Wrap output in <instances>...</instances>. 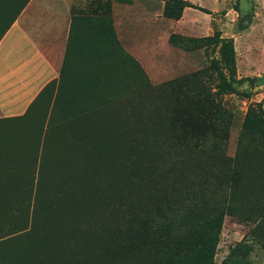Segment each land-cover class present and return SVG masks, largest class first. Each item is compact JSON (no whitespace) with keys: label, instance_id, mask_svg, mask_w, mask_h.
I'll use <instances>...</instances> for the list:
<instances>
[{"label":"rangeland","instance_id":"1","mask_svg":"<svg viewBox=\"0 0 264 264\" xmlns=\"http://www.w3.org/2000/svg\"><path fill=\"white\" fill-rule=\"evenodd\" d=\"M198 2L204 7L193 4L198 8L185 16L193 35L175 31L174 19L163 14L164 0H36L29 8L45 49L53 55L52 49L59 48L63 58L59 77L38 102L22 116L0 119V140L16 153L9 159L18 164L5 176L7 186L0 187V264L55 263L105 240L97 227L111 223L109 200L121 178L107 153L103 159L78 153L84 143L79 133L95 129L110 148L116 139L132 134L133 127L151 129L156 120L164 126L165 117L173 115V80L185 75L198 73L217 93L220 77L211 63L219 56V46L203 39L215 32L232 38L236 54L240 84L234 92L217 93L226 114H233L225 124L226 151L234 153L249 108L264 110V84L254 81L264 74V0H252L247 13L251 22L243 30L238 22L247 14H241L239 0ZM173 34L183 39L173 44ZM80 88L90 105L107 102L83 121L76 118ZM74 103L76 114L57 120L62 107ZM52 119L51 133L42 134ZM37 153L45 166L42 183L34 187ZM248 229L245 222L224 216L216 264ZM253 259L261 264L259 255Z\"/></svg>","mask_w":264,"mask_h":264},{"label":"trees","instance_id":"2","mask_svg":"<svg viewBox=\"0 0 264 264\" xmlns=\"http://www.w3.org/2000/svg\"><path fill=\"white\" fill-rule=\"evenodd\" d=\"M11 1V5L3 4V13L10 6L12 13H19L29 0ZM164 1V16L174 20L181 17L185 7L198 8L186 0ZM250 22V14L240 17L238 29L247 28ZM2 25L4 32L9 21L3 19ZM172 37L173 44H177L175 39H183L176 34ZM203 39L219 46V56L211 63L220 77L217 93L234 92L240 80L235 78L232 38L215 32ZM198 77L195 73L173 80V115L165 117L164 126L156 120L151 129L133 127L132 134L116 139L110 148L104 146L105 141L95 129L90 134L82 129L79 134L84 143L77 148L78 153L101 159L107 153L121 181H114L110 200L108 195L111 223L97 227L105 240L50 264H216V243L226 215L245 222L249 229L217 264H257L254 254L264 264V110L261 106L256 110L249 108L238 132L235 151L229 155L225 121L233 114H226L218 94ZM254 81L255 85H263L264 74ZM52 84L45 86L31 106ZM82 91L80 88L76 118L83 121L107 102L90 105ZM74 105L63 106V115L57 120L76 114ZM50 125L53 119L51 124H45L42 134L51 133ZM107 135L110 138L112 133ZM3 142L0 140L1 188L7 186V173L18 168L9 159L16 153L3 146ZM44 166L37 153L34 187L42 183Z\"/></svg>","mask_w":264,"mask_h":264},{"label":"crops","instance_id":"3","mask_svg":"<svg viewBox=\"0 0 264 264\" xmlns=\"http://www.w3.org/2000/svg\"><path fill=\"white\" fill-rule=\"evenodd\" d=\"M35 1L29 0L19 13H12L11 6L3 13V4L12 1L0 0V119L24 115L45 86L59 77L62 51L53 48V56L43 46L42 31L28 12ZM186 1L204 7L198 0ZM192 10L196 9L185 7L173 20L175 31L193 35V25L185 19ZM3 19L9 21L4 32Z\"/></svg>","mask_w":264,"mask_h":264},{"label":"water","instance_id":"4","mask_svg":"<svg viewBox=\"0 0 264 264\" xmlns=\"http://www.w3.org/2000/svg\"><path fill=\"white\" fill-rule=\"evenodd\" d=\"M253 2L252 0H239V9L241 14H247L252 10Z\"/></svg>","mask_w":264,"mask_h":264}]
</instances>
